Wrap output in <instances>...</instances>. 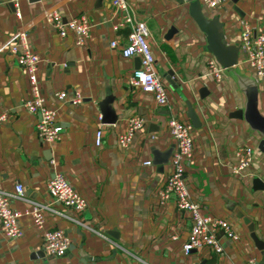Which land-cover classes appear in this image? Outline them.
I'll use <instances>...</instances> for the list:
<instances>
[{"label": "crops", "instance_id": "1", "mask_svg": "<svg viewBox=\"0 0 264 264\" xmlns=\"http://www.w3.org/2000/svg\"><path fill=\"white\" fill-rule=\"evenodd\" d=\"M127 1L147 26L153 68L166 88L168 105H158L149 92L130 84L139 59L120 55L129 30L115 28L118 13L111 0H18L16 8L0 0V191L13 193L17 184L23 191V200L10 203L21 214L22 234L10 240L0 230V264H264V146L259 147L261 138L243 118L233 114L244 105L235 75L256 84L262 114L264 78L255 81L239 59L223 68L220 80L206 74L213 56L188 15V0ZM200 7L205 16L218 18L227 44L237 46L242 22L264 33V0ZM52 11L62 22L79 17L88 21L83 45L74 44L70 30L60 36L46 22L45 14ZM17 31L39 58L35 76L40 94L57 109L61 129L53 145L39 141L37 116L22 106L31 97L27 73L5 46ZM111 40L117 42L114 48ZM167 70L177 81L174 86L162 76ZM60 90H75L83 99L76 105L56 101L53 94ZM107 94L108 109L101 111L99 103ZM187 105L198 125H191L193 154L183 181L200 213L226 220L236 234L230 240L218 233L221 254L203 249L183 255L189 216L172 201L160 205L156 197L175 149L166 121L174 115L190 123ZM133 115L143 118L144 125L120 149L116 139ZM98 129L101 143L96 147ZM244 146L253 150L254 159L243 175L234 176L228 167L233 153ZM54 174L62 175L85 201L79 213L59 205L44 212V228L59 229L69 239L67 252L58 258L42 251L40 234L24 215L31 202L48 203L45 185Z\"/></svg>", "mask_w": 264, "mask_h": 264}, {"label": "built area", "instance_id": "2", "mask_svg": "<svg viewBox=\"0 0 264 264\" xmlns=\"http://www.w3.org/2000/svg\"><path fill=\"white\" fill-rule=\"evenodd\" d=\"M16 8L18 0H8ZM226 0H199L200 5L208 9H215L221 6ZM111 5L117 11V27H127V42L120 48L122 57L136 56L139 59V66L133 71L130 84L138 86L142 91L149 92L158 105H168L166 88L161 78L153 68L154 57L149 47L147 38L149 32L144 21L139 20L132 6L127 0H111ZM16 14H18L16 12ZM45 20L55 28L60 36H64L66 30L73 34L74 44L81 46L89 35V23L83 18H71L62 22L61 17L54 11L45 14ZM17 38V41H15ZM12 42L8 40L5 46L14 55L16 63L25 69L30 85L31 97L22 101V106L30 114L37 116L35 122V133L40 142L53 145L59 141L60 126L57 124V109L47 103L40 94L37 85L35 71L39 58L30 50L26 43L23 32H15ZM116 40H111L109 46L114 48ZM239 62L245 64L252 72L255 81L264 78V33L255 32L246 22H242L239 40L237 44ZM221 68L213 58L207 60V75L216 80L221 78ZM56 101L79 104L83 96L73 90L71 94L60 90L53 94ZM3 116H0L2 119ZM124 133L116 139L117 146L125 149L130 144L132 137L144 125L143 118L129 116L125 121ZM170 138L174 141L175 149L169 159L168 173L162 187L157 191L158 203L163 205L172 201L177 211L186 213L189 216L190 227L186 241L181 247L183 255L192 251L208 249L216 254H221L222 248L217 237L221 233L223 237L235 240L236 234L226 220L203 215L199 206L193 203L187 193L183 181L184 166L193 154L192 126L189 122L179 120L170 115L166 121ZM101 143V131L95 133L94 145L98 147ZM254 159V152L250 147L238 148L233 153V162L229 165V172L234 176L243 175L250 167ZM149 166L150 162H145ZM45 190L49 201L45 205L31 202L30 209L24 213L29 216L32 226L40 234L42 239V251L52 258L65 255L69 247V239L59 229L46 230L44 228V212H54L52 206L59 205L66 209H72L79 213L85 208V201L74 191L64 177L54 174L46 183ZM13 199L23 200V191L20 185L14 186L13 193L0 191V230L2 235L10 240L21 237V229L18 225L20 213L14 211L10 203ZM75 222V221H74ZM76 223V222H75ZM98 236H103L96 233Z\"/></svg>", "mask_w": 264, "mask_h": 264}, {"label": "water", "instance_id": "3", "mask_svg": "<svg viewBox=\"0 0 264 264\" xmlns=\"http://www.w3.org/2000/svg\"><path fill=\"white\" fill-rule=\"evenodd\" d=\"M188 15L198 27V29L204 33L206 40V50L213 56L214 60L221 68H229L237 63L238 48L235 44H227L223 39V29L218 18L215 16H205L200 7L199 0H188ZM165 80L174 86L177 81L173 77V72L167 70L162 73ZM236 84L241 90L244 96L243 109L235 111L233 114L248 124L249 128L254 131L260 138L261 142L259 147L264 146V114H262L257 108V87L251 80L242 75L236 74ZM111 96L107 94L99 103L101 111L108 109V103ZM187 116L192 126L198 125V120L194 111L189 105H187ZM255 183L262 184L258 179L254 180ZM263 185V184H262ZM264 186V185H263ZM251 232V227H248ZM254 239L253 234H251ZM255 240V239H254Z\"/></svg>", "mask_w": 264, "mask_h": 264}]
</instances>
